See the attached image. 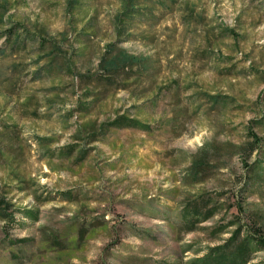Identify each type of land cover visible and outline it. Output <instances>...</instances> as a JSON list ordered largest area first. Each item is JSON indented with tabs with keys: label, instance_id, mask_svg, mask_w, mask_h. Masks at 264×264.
Here are the masks:
<instances>
[{
	"label": "rangeland",
	"instance_id": "obj_1",
	"mask_svg": "<svg viewBox=\"0 0 264 264\" xmlns=\"http://www.w3.org/2000/svg\"><path fill=\"white\" fill-rule=\"evenodd\" d=\"M128 1L0 0V264H187L239 204L264 227V0Z\"/></svg>",
	"mask_w": 264,
	"mask_h": 264
},
{
	"label": "trees",
	"instance_id": "obj_2",
	"mask_svg": "<svg viewBox=\"0 0 264 264\" xmlns=\"http://www.w3.org/2000/svg\"><path fill=\"white\" fill-rule=\"evenodd\" d=\"M135 0H129L122 11L120 17L130 18L134 15L135 12L139 10V7L135 4ZM145 3L148 0H143ZM155 1V0H154ZM162 2L163 0H157ZM120 17L119 20H120ZM18 29V28H17ZM15 27H9L2 31V35L5 36V39L10 41V38H13V43L11 48H15L19 44L18 33ZM111 52V51H110ZM104 68L107 70H120L127 67L126 65L133 66L134 64H141L144 61L140 60L135 55L126 54L124 52H119L111 55L108 58L104 59ZM144 64V63H143ZM212 104L218 102L217 96L211 95L208 97ZM200 108V107H197ZM110 127L122 128V127H134L147 129L146 125H140V122L137 119L119 115L113 121H111L105 129ZM260 139L255 136L253 138L252 146H249L247 149H244L242 153L245 152V155H249L255 150L256 146L259 144ZM236 151L239 150V146H234ZM225 152L231 153L232 150L229 148L225 149ZM205 156L199 155L193 159L191 166L190 175L195 176L204 170ZM248 184V183H247ZM246 184V187H247ZM206 207L203 212L199 210L196 204L192 206L185 207L181 218L183 220L184 226H187V231H193L196 229L198 223L206 221L217 215L221 212V209L218 207L217 203H213L212 199H207ZM0 203V216L6 218L8 215L2 209ZM238 213L234 216V219L229 223L218 225L212 229L213 234H222L225 233L229 227H234L228 237L223 239L221 243L215 244L214 246L207 247L205 252L201 255L196 256L194 259L189 260L187 264H264V227L259 220L254 219L251 215H247L244 212L241 204L237 206ZM30 211L24 210L26 216H30ZM187 213V214H186ZM246 216V219L243 220L239 216ZM35 216V215H33Z\"/></svg>",
	"mask_w": 264,
	"mask_h": 264
}]
</instances>
